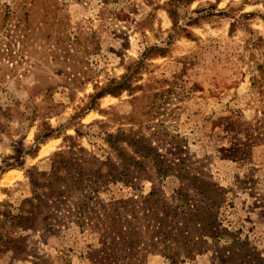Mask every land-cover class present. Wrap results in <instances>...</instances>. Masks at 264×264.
Instances as JSON below:
<instances>
[{
    "label": "rangeland",
    "instance_id": "1",
    "mask_svg": "<svg viewBox=\"0 0 264 264\" xmlns=\"http://www.w3.org/2000/svg\"><path fill=\"white\" fill-rule=\"evenodd\" d=\"M167 1L0 0V264H264V0H193L179 8V24L194 9L212 5L221 13L186 25L170 42ZM152 45L165 51L148 58L140 87L107 93L91 106L95 84L119 77ZM146 104L158 105L157 115L130 122L132 114L144 118ZM130 129L150 134L167 162L179 161L185 171L161 178L151 159H140L146 169L138 188L122 183L117 170L89 202L107 205L110 219L120 206L113 201L152 187L171 205L188 195V203L199 200L216 213L225 232L218 245L207 236L200 242L189 225V244H127L121 229L112 233L89 214L92 203L78 202L80 192L54 199L36 222L21 225L23 200L32 193L28 171L49 173V158L71 143L89 155L85 176L104 171L100 161L112 155L106 132ZM37 136L43 141L27 153ZM208 190L221 192V200L209 203ZM149 212L136 209L141 224ZM166 220L185 222L180 209L168 210ZM234 241L232 250L225 245Z\"/></svg>",
    "mask_w": 264,
    "mask_h": 264
},
{
    "label": "trees",
    "instance_id": "2",
    "mask_svg": "<svg viewBox=\"0 0 264 264\" xmlns=\"http://www.w3.org/2000/svg\"><path fill=\"white\" fill-rule=\"evenodd\" d=\"M193 0H168V7L166 12L169 18L172 21V32L168 34V41L173 38L174 35L178 34L180 31L186 30V25L197 24L199 21L210 14H219L221 10H218L216 6L210 5L208 9L198 8L194 9V12H198L195 16L187 20L183 24H179L178 13L179 8L190 4ZM245 0L244 2H247ZM212 10V11H211ZM217 10V11H216ZM160 51L158 54H163L165 47L162 46H147L141 55L136 59L131 60L127 65H125V71L119 77H113L109 79L103 85L95 84V91L90 95L91 106L94 105V101L109 93H120L127 90L130 94L140 87L139 84L135 82L139 79L142 69L147 66V60L153 51ZM141 95H135L134 98L141 97ZM145 109L142 112L144 115L143 119L131 115L130 122H139L142 124L144 120L154 118L155 115L159 112L158 105L150 106L146 104L141 106ZM82 109V108H81ZM74 115L72 118H75ZM79 118V115L78 117ZM76 136L83 135V132L74 127ZM54 132L51 130L43 135H51ZM152 136L144 135L141 131L130 129L128 132L118 130L115 132H106L105 142L110 149V154H106L105 160L100 161V164L105 165V172L102 171V168H95L90 171L88 176H85V169L82 166V162L85 161L88 156H81L75 150V143H71L67 150L64 152H55L50 159V171L45 173L42 171L31 170L27 172L29 182L32 187V193L29 197L24 198L23 203L25 205L21 206L23 214L19 215L21 219V225L27 227L28 223L36 222L39 219V214L41 211L50 209L53 206V200L56 199L60 201L63 199V202L70 193L80 192L82 196L81 205L86 207V204L92 203L89 202L92 197L89 196H98L99 188L108 183L109 179L115 177V172L119 170L118 179L126 184L131 186V188L137 187V180L141 177L140 174L142 171H145V165L140 159H151L154 164V168L161 178L163 175H166L169 171L175 176L180 177L181 171H185V168L182 166V163L179 161L169 160L157 151L156 147L152 143ZM43 141V137H36L35 143L28 147L26 150L27 153H34L40 144ZM90 157L94 158V155L91 154ZM45 178L44 182H41L40 177ZM197 175H194L193 179L196 180ZM154 185V184H153ZM199 188V186H198ZM197 189V188H196ZM179 191V190H177ZM198 193L200 191L198 190ZM136 195V197H135ZM113 201V203H120V206L117 207V216L107 219L105 216V206L104 204H99L96 202L92 203V207L88 205L86 209L89 214L93 213L97 215L103 222L104 226L109 227V231H116L121 229L123 233V238L127 244H131L133 239H138L143 243L145 248L156 249L159 243H162L166 247V243H173L176 239L182 238V241L186 244H189L193 238V234H189V230L184 227L185 225L193 226L199 231L196 234V237H210L213 239V243L218 245L220 241L225 237L223 232L224 230L219 229L216 221V213L212 211L211 206L205 208L201 205V201L188 203V195L180 194L174 197V202L177 204L171 205L166 198H164L163 192L158 189V192L155 193L154 187L145 194H136ZM209 198V203H216V201L221 200V192L216 190H208L206 194ZM217 202V203H218ZM208 203V202H207ZM97 204V206H96ZM136 209H143L149 212L146 214V224H141V221L138 219L136 214ZM180 209L183 212L185 222L184 224H178L174 222L173 225L167 223L168 210ZM191 210V212H187ZM164 212V215H162ZM152 218V223H148ZM212 222V224H211ZM190 223V224H189ZM146 227V231L141 227ZM220 226V224H219ZM180 228V229H178ZM115 229V230H113ZM209 229V230H208ZM215 229V230H213ZM141 231V232H140ZM185 233V235H184ZM223 237V238H222ZM143 239V240H142ZM137 241V242H140ZM200 242H205L203 239ZM238 241H234L232 244L225 243L232 250ZM164 249V247H163ZM166 249V248H165ZM198 249H202V246L198 244ZM185 253H191L192 248H184ZM201 251V250H198ZM179 255L177 250L174 253V256Z\"/></svg>",
    "mask_w": 264,
    "mask_h": 264
}]
</instances>
